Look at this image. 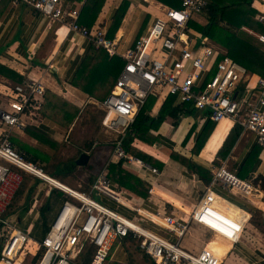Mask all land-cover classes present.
Wrapping results in <instances>:
<instances>
[{"label": "built area", "instance_id": "obj_1", "mask_svg": "<svg viewBox=\"0 0 264 264\" xmlns=\"http://www.w3.org/2000/svg\"><path fill=\"white\" fill-rule=\"evenodd\" d=\"M19 1L27 2L53 22L67 24L71 31L90 38L92 45L104 48L109 56L121 57L125 63L111 93L100 102L104 111L102 125L116 138L109 158L88 191L63 185L12 146L13 130L24 129L27 113L41 106L40 98L46 92L42 81L27 78L22 83L0 87V264H19L26 251L34 257L39 255L34 264H77V257L89 246L95 249L90 264H105L114 243L129 236L154 264H227V255L221 258L208 242L199 251L180 243L195 224L233 243L242 238L250 217L230 214V202L213 187L220 184L248 192L251 186L224 163L215 167L211 184L185 217L165 208L145 211L132 205L120 196L126 195L125 191L108 175L109 164L117 160L136 163L143 173H160L157 167L136 158L124 147L131 124L151 96H177L192 108L208 110L210 119L218 125L226 120L233 126L238 124L242 133H252L256 142L264 146V77L253 83L249 70L225 47L195 34L188 25L195 14L207 9L209 0H182L181 7H166L148 32L122 52L117 49V41L108 38L104 30L92 33L80 24V10L64 0ZM258 38L264 42V35ZM22 172L38 177L67 196L41 240L16 228L3 215L22 183ZM96 195L128 206L152 227L137 223L102 203Z\"/></svg>", "mask_w": 264, "mask_h": 264}, {"label": "crops", "instance_id": "obj_2", "mask_svg": "<svg viewBox=\"0 0 264 264\" xmlns=\"http://www.w3.org/2000/svg\"><path fill=\"white\" fill-rule=\"evenodd\" d=\"M64 1L67 5L78 8L79 20L82 19L81 9L85 0ZM122 1H105L97 19L89 28L92 33L104 30L109 34L112 17ZM128 1L129 6L120 27L110 37L117 41V49L120 52L146 34L156 17L161 16L166 7H171L159 0ZM253 7L258 11L256 17L264 22V0H254ZM195 19L202 24L207 22L205 13L195 14ZM242 28L257 37L263 35L246 25ZM91 44L90 38L71 31L67 24L51 21L25 1L0 0V63L15 69L24 76V80H41L46 88L45 95L40 98L41 106L27 113L26 127L13 130L10 137L12 146L23 156L44 167L47 173L62 183L85 191L90 190L97 174L109 158L116 137L114 132L106 130L102 125L103 109L100 101L70 83L84 55L91 49ZM249 74L253 83L258 77H262L250 70ZM12 83L10 78L0 74L1 88ZM151 97L142 108L155 118L148 134L153 143L135 138L133 145L154 157V164H150L157 167L160 173H143L136 163H124L127 170L143 179L146 185L149 184L150 194L148 199H144L124 187L118 188H122L127 196L140 202V205H137L129 201L132 205L141 206L145 211L165 208L178 217H185L198 205L211 184L215 167L224 163L227 169L249 182L251 189L244 192L216 184L213 190L231 203L227 204L230 214L250 218L238 242L233 243L215 234L208 241V246L221 258L227 255L229 264H264V190L259 180L264 176V146L256 142L252 133L241 132L227 155H219L218 150L233 127L232 123L226 120L216 124L205 145L195 154L193 148L199 133L210 119L209 111L189 109L188 104L173 96L172 106L181 104L183 112L177 117L167 114L159 121L157 117L162 113L161 108L169 96L162 94L154 99ZM86 101L92 106L83 112ZM42 102H45L44 106ZM85 128L86 132H83ZM89 135L93 138L88 137ZM175 153L193 159L207 168L211 174L210 181L206 183L200 174L173 158ZM82 154L85 156L81 163H78ZM65 164L71 165L73 171L61 169ZM245 172L246 176H242ZM21 174L22 183L13 194L3 215L16 228L27 230L34 239L41 240L62 202L57 199L53 186L29 173ZM103 198L108 206L124 215L126 214L121 210L136 213L109 197ZM49 202L53 204L46 211L48 219L47 225H44L42 208ZM157 220L163 222L161 219ZM195 227L189 231L186 248L198 247L193 243L198 242ZM199 243L202 247L207 244L200 239ZM111 250V260L154 264L141 251L138 242L130 237L118 239ZM31 257L34 260L31 252L26 251L18 263L34 264L33 261L30 262Z\"/></svg>", "mask_w": 264, "mask_h": 264}, {"label": "trees", "instance_id": "obj_3", "mask_svg": "<svg viewBox=\"0 0 264 264\" xmlns=\"http://www.w3.org/2000/svg\"><path fill=\"white\" fill-rule=\"evenodd\" d=\"M105 1L106 0H85L81 9L82 19L79 20V23L89 29L91 24L97 19ZM159 1L176 8L181 7L182 4V0ZM253 1L254 0H209L207 9L203 11L207 17V22L205 24L199 23L194 17L189 21L188 25L195 34L201 37H208L212 41L225 47L228 53L242 63L248 70L264 77V42L254 34L242 28L243 25H246L264 35V22L256 17L258 11L253 7ZM128 6L129 1L123 0L120 6L115 10L109 34L107 35L108 38L114 35L120 27ZM124 63L121 57L109 56L104 48H98L91 44V49L84 55L70 83L88 93L90 97L102 102L111 93ZM0 74L10 78L13 81L12 84L22 83L24 81V76L22 74L2 63H0ZM151 99H154V97H151ZM171 100H173V96H169L166 103L161 108L162 113L157 117L159 121L167 114H172L177 117L179 113L183 112L182 105L172 106ZM42 104L44 106L45 102H42ZM187 107L192 109L190 105ZM77 110H79V108ZM101 114L102 116L104 115L103 110ZM154 120L155 118L150 116V114L142 108L124 138V147L127 152L153 164L155 162L154 157L146 151L134 146L133 141L135 138H138L147 140L152 144L153 141L148 134ZM215 126L216 123L211 119L207 121V124L199 133L193 148L195 154H198L205 145ZM240 133L241 127L238 124L234 125L218 150V154L225 157L234 145L236 139H238ZM90 145L91 143L89 146ZM173 155V158L200 174L206 183L210 181L211 174L207 168L199 165L196 161L186 156L176 153ZM24 157L31 160L26 156ZM123 164L124 162L122 160L113 161L109 164L108 175L111 180L118 186L130 190L144 199H148L150 194L149 184L146 185L143 179L127 170ZM61 169L69 172L73 171V167L67 164L62 165ZM204 172H206V175H204ZM259 180L264 190V176ZM54 191H56V197L59 201L63 202L67 198L61 190L55 188ZM52 204L53 203L49 202L42 208L44 212L42 215V222L44 225H47L48 219L46 211L51 208ZM252 213L253 215L255 214L254 211H252ZM48 229L49 226L47 230ZM1 249L2 245L0 242V252ZM94 250V246L87 247L86 250L77 257V264H90ZM110 252H112V250ZM110 256L107 264H135L132 260L127 263L111 260ZM38 257L39 255L34 257L33 261L35 262Z\"/></svg>", "mask_w": 264, "mask_h": 264}, {"label": "rangeland", "instance_id": "obj_4", "mask_svg": "<svg viewBox=\"0 0 264 264\" xmlns=\"http://www.w3.org/2000/svg\"><path fill=\"white\" fill-rule=\"evenodd\" d=\"M213 43L215 44V45H220V44H218V43H216V42H214L213 41ZM92 105L90 104V102H88V101H86L85 103H84V105H83V112L86 110V109H88V108H90ZM85 127V126H84ZM83 132H86V128L83 130ZM88 134V133H87ZM88 137H90V138H93V137H91V135H89ZM87 139H89V138H87ZM112 146V145H111ZM44 168V167H43ZM242 176H246V172H245V175H243L242 174ZM123 199H125V200H128V201H132L134 204H137V205H140V202L138 201V200H136L135 198H130L129 196H127V195H125V194H121L120 195ZM104 196H102V195H96V198H98L102 203H104V204H106V205H108L106 202H105V200H104V198H103ZM123 213H125L129 218H131L132 220H135L137 223H142L143 224V226H145V227H152L148 222H142L141 221V217L139 216V215H137L136 213H130V212H124V210H121ZM257 215H258V217H260V212H258L257 213ZM258 220V219H257ZM196 226V224L193 226L192 225V227H191V231H192V228H194ZM196 229V230H195ZM195 229H194V231L197 233V235H198V242H194L193 241V243H196V245L198 246V247H194V250L195 251H199L200 249H201V244L199 243V239L200 240H203L205 243H207L208 241H210L212 238H213V234L211 233V232H209V231H207L206 229H204V228H202V227H195ZM193 231V232H194ZM190 234V232H188L183 238H181V240H180V243H181V246L182 247H185L186 248V245H185V243L186 244H188L187 242V238H188V235ZM196 237V236H195ZM40 240V239H39ZM110 255H111V252H110ZM109 255V256H110ZM228 257V256H227ZM30 260V258L28 259V261ZM108 260H109V257H108V259H107V262H108ZM33 261V259H32V257H31V260H30V262H32ZM130 261V260H129ZM129 261H126V263L127 262H129ZM29 262V263H30ZM34 262V261H33ZM107 262L105 263V264H107ZM134 262V261H133ZM226 263L227 264H229V262L227 261V259H226ZM22 264H28V263H22ZM136 264V263H135Z\"/></svg>", "mask_w": 264, "mask_h": 264}, {"label": "water", "instance_id": "obj_5", "mask_svg": "<svg viewBox=\"0 0 264 264\" xmlns=\"http://www.w3.org/2000/svg\"><path fill=\"white\" fill-rule=\"evenodd\" d=\"M235 96H236V94H235ZM85 156V154H82L81 155V158L79 159V161H78V163H81L80 161L82 160V158Z\"/></svg>", "mask_w": 264, "mask_h": 264}, {"label": "bare ground", "instance_id": "obj_6", "mask_svg": "<svg viewBox=\"0 0 264 264\" xmlns=\"http://www.w3.org/2000/svg\"><path fill=\"white\" fill-rule=\"evenodd\" d=\"M88 38V37H87ZM63 185H65V186H68V185H66V184H63ZM69 187V186H68Z\"/></svg>", "mask_w": 264, "mask_h": 264}]
</instances>
